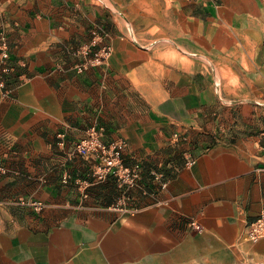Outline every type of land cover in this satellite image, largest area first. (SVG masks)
<instances>
[{
    "label": "crops",
    "instance_id": "obj_1",
    "mask_svg": "<svg viewBox=\"0 0 264 264\" xmlns=\"http://www.w3.org/2000/svg\"><path fill=\"white\" fill-rule=\"evenodd\" d=\"M35 4L0 7L10 56L25 61L17 66L24 72L8 80L10 94L0 88V163L10 168L0 177V264H227L231 257V264L245 258L264 264V239L241 238L264 210V113L242 105L241 117L227 120L230 130L218 139L212 115L223 105L210 89L196 87L194 70L179 66L171 47L139 39L138 29L137 42L112 39L105 68L77 74L68 49L88 35L99 11L59 13L52 6L44 13ZM257 50L235 62L251 64L253 80L264 81V45ZM251 92L264 99L257 86ZM96 122L106 142L125 143L126 164L142 166L131 211L111 207L118 194L113 177L93 184L84 201L71 182L62 183L65 168L89 174L91 160L69 162L67 151ZM185 131L173 143L172 134ZM186 150L194 160L189 166ZM153 170L163 173L166 187ZM19 196L46 206L17 207Z\"/></svg>",
    "mask_w": 264,
    "mask_h": 264
},
{
    "label": "rangeland",
    "instance_id": "obj_2",
    "mask_svg": "<svg viewBox=\"0 0 264 264\" xmlns=\"http://www.w3.org/2000/svg\"><path fill=\"white\" fill-rule=\"evenodd\" d=\"M9 1L12 0H0V7L3 8L4 4ZM32 1L36 3L37 9L43 10L44 13L52 6L59 13L63 11L79 12L81 9L84 11H90V9L99 11L96 19L88 28V35L78 45L68 49V53L73 59L72 69L77 74H83L92 69L105 68L114 50L112 39L115 36L120 39L127 37L137 42L138 37L134 29H138L142 30L139 31L141 32L139 33V39L145 42L150 40L148 41L150 43L160 41L164 48L166 46L171 47L173 55H178L179 57V66L189 67L194 70L196 87L210 89L217 105H223V109L227 107L226 111H222L223 109L219 108L220 112H215L212 115L217 122L216 134L218 139L223 138L225 133L230 130L227 131L225 125L227 120L230 118L234 119L235 116L241 117L242 105L245 107V104H251L255 109L254 111H257L261 116L264 113L263 97L251 95V88L255 86L264 91V81L261 78L257 81L253 80L256 74L251 72V64L235 62V59H239L236 57L248 59L253 55L254 51L256 52L258 45H264V0ZM2 37H5L8 44V57L5 61L0 60V67L2 62H4L11 69L9 73L3 76L4 85L0 88L4 94L9 91L7 87L9 78L13 72L22 70L17 66H24L25 63L23 62L25 61L17 62L11 58L8 30L1 25L0 38ZM205 42L208 43L205 44L204 48ZM102 46L111 47L112 52L109 58L101 65L87 66L86 69L78 72L75 65L86 60L80 52L81 49L87 47L90 52H94ZM226 58L230 59L231 62H220ZM192 61L194 62L192 63ZM9 94L10 91L7 95ZM220 114L224 115L220 116ZM174 134L176 137H174ZM174 134L171 137L173 143L180 138L186 137V131ZM57 139V147H63V145L59 144L60 139L58 137ZM63 140L65 141V135ZM185 152L191 156L189 150ZM69 153L70 151H67V161L75 163L76 160H80V157L70 158ZM9 169L6 174L0 175V177L7 176ZM65 169L66 172L63 175L66 174L69 178L65 182L62 180V183L71 182L76 190L80 192L75 180L84 177L90 178V166L88 175L78 171L74 174L67 168ZM152 172L162 173L157 170ZM152 172L151 177H153ZM162 180L166 181L164 180V175ZM157 184L160 186V182L157 181ZM90 187L87 188V197H82L83 201L89 197ZM146 190V195L154 194L148 188ZM120 193L121 190L118 188L117 196ZM36 201L41 202L33 198L19 196L13 201V204L17 207L28 206L35 212H41L42 210L36 211L32 206V203ZM45 204L43 203L44 207L46 206ZM231 260H234V257H231ZM231 260H228L227 264H231ZM235 264H256V261L245 258L244 261L240 260Z\"/></svg>",
    "mask_w": 264,
    "mask_h": 264
},
{
    "label": "built area",
    "instance_id": "obj_3",
    "mask_svg": "<svg viewBox=\"0 0 264 264\" xmlns=\"http://www.w3.org/2000/svg\"><path fill=\"white\" fill-rule=\"evenodd\" d=\"M86 58L85 62L77 63L75 68L78 72L83 71L87 66H98L106 61L112 49L110 46H102L99 50L90 52L87 47H83L80 51ZM8 57V44L5 37L0 38V60L5 61ZM10 68L2 62L0 67V87H3V76L10 72ZM10 91V90H9ZM6 91L4 95H7ZM106 129L99 123H92L87 127L85 135L76 141L72 150L69 153L71 157H80L85 160H91L90 178H78L75 180L78 189L83 197H87V188L93 184H98L106 181L109 177H113L117 187L121 193L116 197L111 205L113 209L121 211H131L129 202L132 199L130 191L132 188L140 186L142 177V166L140 162L135 161L132 164H126L123 160L122 151L125 143L122 140L106 142L104 140ZM60 139L59 144L64 145V134L58 133ZM174 137L175 134H174ZM185 165L189 166L194 163L189 153H184ZM8 172V168L0 163V175ZM156 181L160 182L161 188L166 187V181H163V174L152 172ZM68 175H63V181H67ZM143 194H147L146 189H142ZM33 208L36 211L42 210L44 207L42 202H33ZM190 227L196 232H201L203 227L196 220L189 221ZM242 239L248 242H257L264 239V210H261L257 217L248 222L242 234Z\"/></svg>",
    "mask_w": 264,
    "mask_h": 264
},
{
    "label": "trees",
    "instance_id": "obj_4",
    "mask_svg": "<svg viewBox=\"0 0 264 264\" xmlns=\"http://www.w3.org/2000/svg\"><path fill=\"white\" fill-rule=\"evenodd\" d=\"M116 199V198H115Z\"/></svg>",
    "mask_w": 264,
    "mask_h": 264
}]
</instances>
